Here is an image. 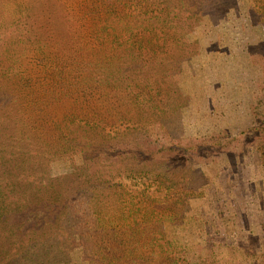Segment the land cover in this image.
I'll return each instance as SVG.
<instances>
[{"label":"trees","instance_id":"16d2710c","mask_svg":"<svg viewBox=\"0 0 264 264\" xmlns=\"http://www.w3.org/2000/svg\"><path fill=\"white\" fill-rule=\"evenodd\" d=\"M188 1L0 0V264H264L250 235L226 260L224 244L167 232L192 219L213 233L211 181L165 142V111L188 102L167 65L209 34Z\"/></svg>","mask_w":264,"mask_h":264},{"label":"rangeland","instance_id":"374dc122","mask_svg":"<svg viewBox=\"0 0 264 264\" xmlns=\"http://www.w3.org/2000/svg\"><path fill=\"white\" fill-rule=\"evenodd\" d=\"M188 2L199 11L209 34L205 37L198 29L196 38L190 36L185 50L167 65L177 79L174 93L182 99L188 97V102L165 111L170 135L164 138L166 143L176 139L178 147L172 148L179 150L180 154L174 152L179 162L192 159L211 181L202 198L200 218L214 234L208 239L192 219L167 227V232L192 245L224 244L226 260H234L237 248L245 244V235L257 243V253L264 251L260 228L264 216V20L251 13L250 0ZM214 12L217 19L211 18ZM218 43L229 48L224 57L218 53ZM156 138L151 140H158L157 145L144 148L164 149L160 147L164 138ZM163 155L169 157L167 152ZM52 167L53 173H62L58 162ZM65 184L71 191L68 176ZM232 214L237 215V223ZM71 257L77 260L75 254ZM251 258L240 264H248Z\"/></svg>","mask_w":264,"mask_h":264}]
</instances>
